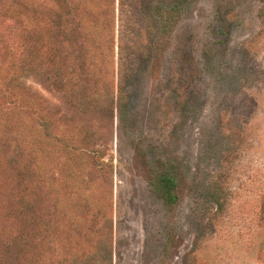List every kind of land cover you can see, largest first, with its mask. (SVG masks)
Returning <instances> with one entry per match:
<instances>
[{
    "label": "rangeland",
    "instance_id": "rangeland-1",
    "mask_svg": "<svg viewBox=\"0 0 264 264\" xmlns=\"http://www.w3.org/2000/svg\"><path fill=\"white\" fill-rule=\"evenodd\" d=\"M0 264H264V0H0Z\"/></svg>",
    "mask_w": 264,
    "mask_h": 264
},
{
    "label": "trees",
    "instance_id": "trees-1",
    "mask_svg": "<svg viewBox=\"0 0 264 264\" xmlns=\"http://www.w3.org/2000/svg\"><path fill=\"white\" fill-rule=\"evenodd\" d=\"M120 46V45H119Z\"/></svg>",
    "mask_w": 264,
    "mask_h": 264
}]
</instances>
